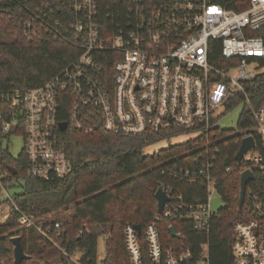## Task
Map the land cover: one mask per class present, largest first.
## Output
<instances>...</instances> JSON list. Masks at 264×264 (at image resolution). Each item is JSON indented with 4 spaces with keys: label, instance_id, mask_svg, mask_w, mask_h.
<instances>
[{
    "label": "built area",
    "instance_id": "2783aa9c",
    "mask_svg": "<svg viewBox=\"0 0 264 264\" xmlns=\"http://www.w3.org/2000/svg\"><path fill=\"white\" fill-rule=\"evenodd\" d=\"M26 11L24 34L42 38L44 33L77 50L76 57L43 84L0 92L8 114L1 130L4 136L21 134L27 175L69 173L71 163L58 127L62 120L57 118L63 104L66 125L85 133L100 127L122 135L165 132L200 138L190 150L194 154L189 166L169 161L165 172L199 184L204 199L187 201L180 188L160 181L157 189L168 200L140 227L139 235L134 224L124 226V247L129 264H211L208 234L218 209L211 210L210 198L212 192L221 198L222 183L215 165L220 139L213 137L221 128L216 110L232 93H243L248 100L245 88L262 70L257 60L264 58V0H41ZM216 49L219 57L211 61ZM110 60L108 75L103 63ZM252 118L254 123L243 128L237 142L239 148L242 139L251 136L253 146L240 161L234 158L239 184L244 170L253 178L245 186L242 216L231 223V264H264V106L252 109ZM152 144L145 146L144 154L157 151L150 150ZM181 156L174 158H187ZM225 170L232 172L234 166ZM6 173L0 171V194L10 204L0 205V222L13 206L21 226L36 228L58 246L49 228L13 203L2 183ZM255 174L259 185L253 187L248 183ZM174 220L187 222L195 234L183 236L174 229L176 236H171L168 230L176 240L165 241L160 224ZM55 227L58 236L60 224ZM68 258L81 264L75 256Z\"/></svg>",
    "mask_w": 264,
    "mask_h": 264
},
{
    "label": "trees",
    "instance_id": "16d2710c",
    "mask_svg": "<svg viewBox=\"0 0 264 264\" xmlns=\"http://www.w3.org/2000/svg\"><path fill=\"white\" fill-rule=\"evenodd\" d=\"M40 1L0 0V92L41 85L77 55L74 47L52 40L44 33L42 38L24 34L26 9L40 4ZM218 57L217 49L209 55L211 61ZM257 63L262 70L245 88L248 100L243 93H236L228 103L229 108L238 102L244 104L239 114V129L254 123L252 109L264 106V58L258 59ZM103 64L104 73L109 75L111 60ZM61 107L57 118L64 121L67 120V106L63 104ZM7 116L6 106L1 102L0 171L7 172L2 183L6 188L18 187V191L11 194L13 203L38 224L49 228V235L58 246L36 228L21 226L17 221L19 212L12 206L5 221L0 222V264H14L11 241L14 236H20L23 250L30 256L21 264H76L68 256L77 257L81 264H96L99 235L107 236L102 264H129L124 247V226L139 224L143 228L153 219L157 213L154 193L160 181L180 188L187 201H202L205 197L199 184H188L165 172L173 161L189 166L194 154L190 150L201 141L200 138L175 144L169 142L153 154H144L146 145L161 139L169 141L172 135L165 132L122 135L100 127L85 133L68 125L60 132V137L71 163L69 173L64 177L36 178L27 175L22 151L14 157L7 146L2 145L3 137L9 136H4L1 130L2 121ZM240 134L221 127L213 137L220 139L216 144L220 152L215 165L222 178L218 191L224 205L218 208L208 234L211 264L232 262L231 223L242 216L237 208L239 165L234 160ZM181 154L187 158H174ZM226 165L234 166V171H226ZM7 166H13L16 174H12ZM259 178L255 174L248 185H259ZM1 203L10 204V201L4 197L0 199ZM56 224H60L58 236ZM170 224L183 236L195 234L187 222L163 221L160 233L167 242L176 240L168 232Z\"/></svg>",
    "mask_w": 264,
    "mask_h": 264
},
{
    "label": "rangeland",
    "instance_id": "374dc122",
    "mask_svg": "<svg viewBox=\"0 0 264 264\" xmlns=\"http://www.w3.org/2000/svg\"><path fill=\"white\" fill-rule=\"evenodd\" d=\"M234 95L235 94L232 93L229 101H226L225 103H223L221 106L217 108L216 113L219 117L217 122H218V125H220L221 127L230 128L235 133H243V129H239L238 127V120H239L240 111L242 110L244 104L242 102H238L235 105H233L231 108L228 107V103L230 102V100L234 99ZM191 137H192L191 134L184 133L179 136L170 138L169 141H158L151 145L150 150L155 151L160 148L166 147L169 142L172 144H175V143L183 142ZM3 145L7 146V149L12 156L17 157L21 153V150L23 147V138L20 133H12L8 136V138L3 140ZM15 191H18V187L7 188V193L9 195H11ZM3 196L4 194H0V199H2ZM1 204L5 205L6 203H1ZM223 205H224V202L222 201L220 196L217 194V192H212L211 198H210L211 210L214 211ZM106 238H107L106 235H99L97 238L96 254H97L98 259L96 261V264H102V260L105 257Z\"/></svg>",
    "mask_w": 264,
    "mask_h": 264
},
{
    "label": "water",
    "instance_id": "95a60500",
    "mask_svg": "<svg viewBox=\"0 0 264 264\" xmlns=\"http://www.w3.org/2000/svg\"><path fill=\"white\" fill-rule=\"evenodd\" d=\"M58 127L60 131H64L67 128L66 122L62 121L58 123ZM253 146V138L251 136L245 137L242 139L239 148L234 156L236 161H240L242 154L249 148ZM7 169L12 173L16 174V169L13 166H7ZM253 178V173L250 170H244L240 174V190H239V198L237 203L238 212L241 211L242 204L244 201V193H245V186L249 180ZM156 199V208L157 212H161L164 203L168 200V197L161 189H156L154 193ZM134 228L137 231V234H140V225L134 224ZM171 236H176V232L173 227L168 228ZM13 244V257H14V264H21V262L25 259H28V256L24 250L21 243L20 236H14L11 238Z\"/></svg>",
    "mask_w": 264,
    "mask_h": 264
}]
</instances>
